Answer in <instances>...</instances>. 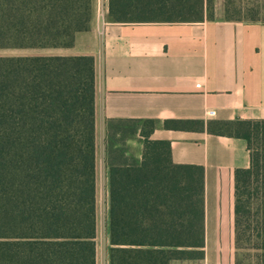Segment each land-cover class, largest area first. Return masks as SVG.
<instances>
[{
  "label": "trees",
  "instance_id": "obj_1",
  "mask_svg": "<svg viewBox=\"0 0 264 264\" xmlns=\"http://www.w3.org/2000/svg\"><path fill=\"white\" fill-rule=\"evenodd\" d=\"M263 11L264 0H108L106 20L258 22ZM94 15V0H0V52L71 51ZM156 127L107 123L108 264L204 259V169L175 164ZM138 129L140 160L127 145ZM208 131L240 140L249 153V167L232 177L234 248L243 253L233 264H264V120ZM96 238L94 57L0 55V264H96Z\"/></svg>",
  "mask_w": 264,
  "mask_h": 264
},
{
  "label": "crops",
  "instance_id": "obj_2",
  "mask_svg": "<svg viewBox=\"0 0 264 264\" xmlns=\"http://www.w3.org/2000/svg\"><path fill=\"white\" fill-rule=\"evenodd\" d=\"M95 9L91 30L62 55L95 60L97 195L102 186L108 202L107 123L156 122L155 136L170 142L175 164L204 169L205 256L190 264H233L232 177L249 167V153L240 140L208 127L264 120V21L120 24L107 22L108 0L101 13L97 1ZM167 121L190 124L164 130ZM142 141L140 129L127 141L139 160Z\"/></svg>",
  "mask_w": 264,
  "mask_h": 264
},
{
  "label": "rangeland",
  "instance_id": "obj_3",
  "mask_svg": "<svg viewBox=\"0 0 264 264\" xmlns=\"http://www.w3.org/2000/svg\"><path fill=\"white\" fill-rule=\"evenodd\" d=\"M98 2V14L101 13V4L103 0H94V3ZM96 10V9H95ZM261 19H264V11L261 12L258 16ZM63 51H54V52H0V55H28V54H62ZM132 150V149H131ZM133 153V152H132ZM98 206H97V254H98V264H107V254H108V232H107V194L105 188L102 186L99 187L98 191ZM234 253L238 254L236 257H239L240 260L241 251H236L233 245ZM226 259V258H225ZM224 259V260H225ZM235 256L229 258L234 262ZM228 260V259H227ZM225 260V261H227ZM245 263L247 261L244 260Z\"/></svg>",
  "mask_w": 264,
  "mask_h": 264
},
{
  "label": "built area",
  "instance_id": "obj_4",
  "mask_svg": "<svg viewBox=\"0 0 264 264\" xmlns=\"http://www.w3.org/2000/svg\"><path fill=\"white\" fill-rule=\"evenodd\" d=\"M208 115H210V116L214 115V111L213 110H209Z\"/></svg>",
  "mask_w": 264,
  "mask_h": 264
}]
</instances>
